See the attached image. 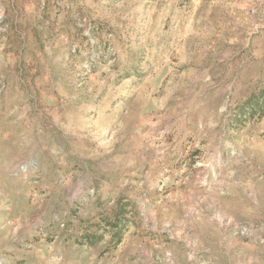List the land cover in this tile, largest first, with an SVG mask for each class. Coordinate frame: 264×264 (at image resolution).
<instances>
[{"label": "rangeland", "instance_id": "374dc122", "mask_svg": "<svg viewBox=\"0 0 264 264\" xmlns=\"http://www.w3.org/2000/svg\"><path fill=\"white\" fill-rule=\"evenodd\" d=\"M264 0H0V264H264Z\"/></svg>", "mask_w": 264, "mask_h": 264}, {"label": "trees", "instance_id": "16d2710c", "mask_svg": "<svg viewBox=\"0 0 264 264\" xmlns=\"http://www.w3.org/2000/svg\"><path fill=\"white\" fill-rule=\"evenodd\" d=\"M263 106H264V103H263Z\"/></svg>", "mask_w": 264, "mask_h": 264}]
</instances>
